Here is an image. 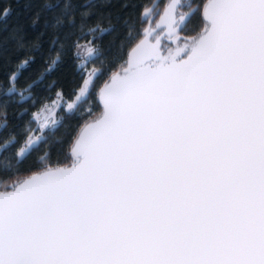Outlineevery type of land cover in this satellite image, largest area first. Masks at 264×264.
Wrapping results in <instances>:
<instances>
[{"label": "snow or ice", "instance_id": "obj_1", "mask_svg": "<svg viewBox=\"0 0 264 264\" xmlns=\"http://www.w3.org/2000/svg\"><path fill=\"white\" fill-rule=\"evenodd\" d=\"M40 2L47 54L22 30L0 42V264H264V0H170L154 26L160 6L133 5L149 27L124 21L126 58L98 92L111 18ZM70 54L80 83L37 106ZM85 106L70 162L53 163L55 130Z\"/></svg>", "mask_w": 264, "mask_h": 264}, {"label": "trees", "instance_id": "obj_2", "mask_svg": "<svg viewBox=\"0 0 264 264\" xmlns=\"http://www.w3.org/2000/svg\"><path fill=\"white\" fill-rule=\"evenodd\" d=\"M147 0H73L74 6L77 10V22H79V12L90 10L93 15L90 18L89 23L95 24L98 17H103L102 24L107 25L108 18H111V23L114 26V30L109 34H104L101 39L97 41L103 56L102 71L103 76L97 81V88L108 78L112 71L119 68V64L126 58V49L124 45L126 41V25L125 20H128L135 29L140 30L141 24L138 22L137 17L142 8L133 7V5L145 4ZM49 3H54V0H49ZM127 5L128 7H125ZM9 10L8 15L4 16V11ZM40 13L39 23L33 27V17ZM45 20H51L49 12L43 11L40 0H0V42L8 41V37L11 33L17 30H22L27 34L28 39H35L40 36L42 46L47 54V49L50 47V34L44 29ZM41 33H44L41 36ZM71 41H69L70 43ZM6 47H11V42L8 41ZM81 57H86V53H80ZM16 57H12L13 65ZM101 67L99 61L95 65H89V67ZM9 71V66H6L3 62H0V83L5 81L6 73ZM43 71V61L39 58L33 65V68L29 72L25 73L26 77L30 79H36L39 72ZM30 73V76H29ZM80 83V77L77 74V69L74 67L71 59V54L65 58L63 64L51 73L47 79L43 82L39 89H36L35 98L37 100V106L39 102L44 101L45 98L55 99L56 92L63 90L67 94L76 84ZM25 80H20V85H24ZM93 101L91 103V109L99 110V106L96 102L95 95L93 93ZM27 106V105H26ZM35 111V109H31ZM59 112V111H58ZM10 122L13 124L19 123L16 116V110L14 107H9L8 110ZM88 108L85 106L83 113L77 114L75 117H65L62 125L55 130V136L52 138L51 153L53 163H66L69 159V147L77 130L83 124L87 118ZM59 115L61 113L59 112ZM22 119H27L24 117ZM59 141V142H56ZM31 161L25 167H29Z\"/></svg>", "mask_w": 264, "mask_h": 264}, {"label": "flooded vegetation", "instance_id": "obj_3", "mask_svg": "<svg viewBox=\"0 0 264 264\" xmlns=\"http://www.w3.org/2000/svg\"><path fill=\"white\" fill-rule=\"evenodd\" d=\"M155 0H147L145 2V4H152ZM167 0H160L157 4L160 6V11H159V14H161L163 12V9H164V6L167 4L166 2ZM206 2V0H188V3H190L192 5V8L193 9H197V10H201L202 11V6L203 4ZM142 11V10H141ZM159 14L154 17V19H157V17L159 16ZM196 23V22H194ZM147 24H144L143 26L140 27V30H142V27H145ZM153 26V25H152ZM194 25H189L188 27V31L185 32V31H181L179 34L181 36V38L183 39V37L187 36V35H194V31H192ZM158 33H161V31H158ZM162 42V45L163 46H170L172 47L173 49L176 47V44L171 42L168 38H167V35L164 36V38L161 40ZM43 118V117H42ZM8 120L10 121L9 119V114H8ZM35 126V125H33Z\"/></svg>", "mask_w": 264, "mask_h": 264}, {"label": "water", "instance_id": "obj_4", "mask_svg": "<svg viewBox=\"0 0 264 264\" xmlns=\"http://www.w3.org/2000/svg\"><path fill=\"white\" fill-rule=\"evenodd\" d=\"M160 0H155L153 3H155V4H157L158 2H159ZM167 2V4L170 2V0H167L166 1ZM160 15H163V12L161 13V14H159V16ZM159 16L157 17V19H154V17L152 18L153 19V26H154V24L156 23V22H159ZM145 27H149V25H146ZM158 31H161V33H160V35H161V40L164 38V36H166L167 34V30H166V28H164V27H161V28H159V29H156V32H158ZM161 47H162V50H164L165 49V46H163L162 45V42H161ZM118 70V69H117ZM107 80V79H106ZM103 84V83H102ZM102 84H101V86H102ZM98 92V91H97ZM96 102H97V104H98V106H99V108H100V111L102 110V104L99 102V99H98V97L96 96ZM79 131V129L77 130V132ZM77 132H76V134H77ZM76 134H75V136H76ZM74 139H75V137L73 138V141H74ZM73 141L71 142V145H70V147H69V157H70V150H71V146H72V143H73ZM70 162V161H69Z\"/></svg>", "mask_w": 264, "mask_h": 264}, {"label": "rangeland", "instance_id": "obj_5", "mask_svg": "<svg viewBox=\"0 0 264 264\" xmlns=\"http://www.w3.org/2000/svg\"><path fill=\"white\" fill-rule=\"evenodd\" d=\"M100 86H101V85H100ZM100 86H99V87H100ZM99 87L96 89V91H98ZM94 95H95V98H96V92H94ZM99 111H100V109H99V110H93V112H94L95 114H99ZM56 115L59 116V112H58V111H57ZM69 160H70V159H68V161H69ZM68 161H67L66 163H69ZM66 163H65V164H66Z\"/></svg>", "mask_w": 264, "mask_h": 264}]
</instances>
